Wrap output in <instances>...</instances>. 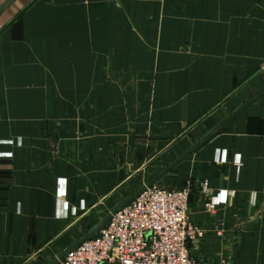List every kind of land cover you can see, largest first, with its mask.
Masks as SVG:
<instances>
[{"label": "crops", "instance_id": "obj_1", "mask_svg": "<svg viewBox=\"0 0 264 264\" xmlns=\"http://www.w3.org/2000/svg\"><path fill=\"white\" fill-rule=\"evenodd\" d=\"M263 88L264 0H0V264L76 242ZM193 155L192 255L264 264V96Z\"/></svg>", "mask_w": 264, "mask_h": 264}, {"label": "built area", "instance_id": "obj_2", "mask_svg": "<svg viewBox=\"0 0 264 264\" xmlns=\"http://www.w3.org/2000/svg\"><path fill=\"white\" fill-rule=\"evenodd\" d=\"M191 194V181L180 190L148 189L61 264H198L191 244L203 232L189 218ZM217 205L206 208L215 212Z\"/></svg>", "mask_w": 264, "mask_h": 264}, {"label": "water", "instance_id": "obj_3", "mask_svg": "<svg viewBox=\"0 0 264 264\" xmlns=\"http://www.w3.org/2000/svg\"><path fill=\"white\" fill-rule=\"evenodd\" d=\"M6 7L7 5H5L3 9H5ZM263 96H264V88L259 93H257L253 98H251L248 102H246L243 106H241L238 110H236L233 114L228 116L221 124H219L213 130H211L202 139L196 142L193 146H191L188 150H186L183 154H181L177 159H175L172 163H170L163 170H161L157 175L151 178L144 186L138 189L134 194H132L130 197H128L127 199L120 202L117 206H115V208H113L111 212H109L105 216V218H103L98 224H96L93 228H91L87 233L81 236L76 242L71 244L68 248H66L61 254H59L55 259H53L48 264L62 263L67 258V256L71 254L73 251H75L82 243L98 237L100 231L109 226V223L113 215L121 211L127 205L131 204L145 191L156 186L167 175H169L173 170H175L181 163H183L190 156H192L201 148H203L207 143H209L214 137L220 134L229 124L235 121L243 112L249 109L254 103H256Z\"/></svg>", "mask_w": 264, "mask_h": 264}, {"label": "rangeland", "instance_id": "obj_4", "mask_svg": "<svg viewBox=\"0 0 264 264\" xmlns=\"http://www.w3.org/2000/svg\"><path fill=\"white\" fill-rule=\"evenodd\" d=\"M203 134H205V128H204V130L198 129V127L190 129L185 136L184 144H183V142H179L180 145H177L176 143H175V145H172L171 149H170L169 156L159 157V158L155 159L154 162L147 168V171H142L133 177L134 182L135 181L138 183L139 182H146V181L148 182V180L150 178H153L155 175H157L170 162L175 160L184 150H186L194 142H196ZM193 158H194V155H192L190 158H188L183 163H181L175 170H173L169 175H167V177H165L156 186L159 189H164V190H180V189H182V185H177V183L182 180V178H183L182 175H184V170L189 168ZM136 189L130 188V189H127L126 191H128V193H130V192L135 191ZM189 204H190V201H189ZM70 244H71V238L64 237L62 239H59L57 241V246H56V249L54 250V252L50 253V255H46L47 256L46 258H45V256H42L44 259L41 258V260L37 261V263H35V264H46L51 259H53L55 256L60 254L61 251L68 248L70 246ZM47 254H49V253H47Z\"/></svg>", "mask_w": 264, "mask_h": 264}, {"label": "snow or ice", "instance_id": "obj_5", "mask_svg": "<svg viewBox=\"0 0 264 264\" xmlns=\"http://www.w3.org/2000/svg\"><path fill=\"white\" fill-rule=\"evenodd\" d=\"M222 198H223V194H222Z\"/></svg>", "mask_w": 264, "mask_h": 264}]
</instances>
